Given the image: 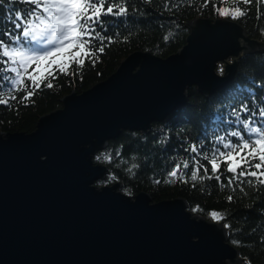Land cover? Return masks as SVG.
Returning a JSON list of instances; mask_svg holds the SVG:
<instances>
[{
    "label": "water",
    "instance_id": "95a60500",
    "mask_svg": "<svg viewBox=\"0 0 264 264\" xmlns=\"http://www.w3.org/2000/svg\"><path fill=\"white\" fill-rule=\"evenodd\" d=\"M189 28L192 44L169 58L134 52L107 80L65 96L32 133L0 134V264L244 262L224 224L193 214L182 198L89 186L108 173L93 153L182 109L192 86L209 96L231 82L242 53L264 52L231 19Z\"/></svg>",
    "mask_w": 264,
    "mask_h": 264
},
{
    "label": "trees",
    "instance_id": "16d2710c",
    "mask_svg": "<svg viewBox=\"0 0 264 264\" xmlns=\"http://www.w3.org/2000/svg\"><path fill=\"white\" fill-rule=\"evenodd\" d=\"M163 3L164 0H151V3L130 0L129 9H138L133 15L120 20L105 18L108 27L104 35L112 37V42H105V51L97 53L98 58L80 53L79 57L63 63L66 65L64 72L60 71V66L51 67L52 75L48 76L45 72L41 88L27 100L23 99L26 95L23 91L17 93L14 100L5 94L4 98L9 103L0 105V134L32 133L42 116L62 108L65 96L73 92L81 94L107 80L130 54L151 52L157 57L169 58L186 45L192 21L230 19L219 16L215 9L234 6L231 0H208L207 6L205 0H172L179 6L169 11L164 9ZM27 7L4 0L0 4V33L13 28L7 18L10 10H27ZM261 11L264 12V8ZM256 16L254 0L248 16L234 21L250 39L264 44V17L258 20ZM77 52L79 48H73L67 54L71 56ZM77 59L84 61L82 67L77 64ZM221 68L219 65L218 70ZM48 82L53 84L52 88L45 86ZM244 104L253 110L264 107V52L242 53L237 72L224 89L206 96L197 86L189 88L187 104L165 120L153 122L146 133L123 131L105 148L110 151L111 161L97 165L106 166L108 173L118 177L112 184L122 183V188H131L133 197L147 192L153 202L182 198L187 201L189 211L211 221L216 220L209 212L225 213L224 220L217 222L230 225L227 227L229 243L238 241L237 245H232L244 259L242 264H264V186L241 183L221 188L214 179L202 184L182 182L178 178L164 182L174 161L190 159L195 155L188 150L191 145L200 144L203 146L201 151H210L217 144V137L236 130L237 125L228 122L235 120L232 111H238ZM246 117L247 114L241 113L242 119ZM232 139L235 141V138ZM202 163L210 171L207 161L202 160ZM133 164L138 167L129 172ZM190 171L191 168L189 174ZM229 175L226 173L221 177L225 184ZM228 196L233 199H227ZM197 206L201 210L193 211Z\"/></svg>",
    "mask_w": 264,
    "mask_h": 264
},
{
    "label": "snow or ice",
    "instance_id": "6c2138e0",
    "mask_svg": "<svg viewBox=\"0 0 264 264\" xmlns=\"http://www.w3.org/2000/svg\"><path fill=\"white\" fill-rule=\"evenodd\" d=\"M3 2L0 0V4ZM17 2L27 5V10H10L7 18L13 28L0 33V105L9 103L5 94L13 100L21 91L26 93L23 99L33 97L45 81L44 73L51 76V66L60 58L72 60L80 53L98 58L97 53L105 51V42H112V37L104 35L108 27L105 18L126 19L138 11L134 7L129 9L130 0H9L10 4ZM143 2L151 3V0ZM207 3L205 0V6ZM231 3L234 5L231 8L217 7L215 10L221 17L239 20L248 16L254 0H231ZM255 4L259 20L264 17L261 11L264 0H255ZM178 6L172 0L163 3L164 9L169 11ZM73 48H79V52L67 56ZM83 63L77 59L79 66L82 67ZM65 70L66 65L60 64V71ZM45 86L52 88L53 84L48 82ZM241 113L247 117L242 119ZM231 115L235 120L228 123L237 125L236 130L217 137V144L210 151H201L203 146L200 144L191 145L188 150L195 155L174 161L165 183L172 182L173 178L192 181L193 184L214 179L221 188L241 183L264 186V107L253 110L244 104L238 111L234 109ZM201 158L211 166L210 171ZM221 164L224 165L223 171ZM137 167L133 164L129 172ZM226 173L231 174L227 176V184L221 180ZM200 210L199 206L193 209ZM209 215L213 220L222 221L226 214L213 210ZM224 226L230 227L228 224Z\"/></svg>",
    "mask_w": 264,
    "mask_h": 264
},
{
    "label": "clouds",
    "instance_id": "9594fccd",
    "mask_svg": "<svg viewBox=\"0 0 264 264\" xmlns=\"http://www.w3.org/2000/svg\"><path fill=\"white\" fill-rule=\"evenodd\" d=\"M41 159L42 160L46 159V157L42 156ZM110 161H111L110 151L105 148H101V150L98 153L92 154V164L93 165L94 164H104ZM117 179L118 177H116L114 174L109 172L106 174V178L98 177L94 181H92V183L89 186L96 189L97 191H102L104 188L109 187V185L117 181ZM121 191H122V195H124L125 197L127 198L133 197V191L131 188L123 187ZM231 243L233 245H237L238 241L233 240L231 241Z\"/></svg>",
    "mask_w": 264,
    "mask_h": 264
},
{
    "label": "rangeland",
    "instance_id": "374dc122",
    "mask_svg": "<svg viewBox=\"0 0 264 264\" xmlns=\"http://www.w3.org/2000/svg\"><path fill=\"white\" fill-rule=\"evenodd\" d=\"M67 56H70L69 54H67ZM231 60V59H230ZM68 60L67 59H65V58H60L59 60H58V63L57 64H52V66L51 67H53V66H60V64H63L64 62H67ZM223 63L222 62H220V66L222 65ZM45 67H47V65H45ZM52 69V68H51ZM50 69V70H51ZM217 70V72L218 73H220V74H223V66H222V68L220 69V70H218V69H216ZM222 70V71H221Z\"/></svg>",
    "mask_w": 264,
    "mask_h": 264
},
{
    "label": "bare ground",
    "instance_id": "6f19581e",
    "mask_svg": "<svg viewBox=\"0 0 264 264\" xmlns=\"http://www.w3.org/2000/svg\"><path fill=\"white\" fill-rule=\"evenodd\" d=\"M230 22H231V21H230ZM188 39H189V40H188V45H187V47L190 46V45L192 44V43H191V37H189ZM255 41H256V40H255ZM257 42H258V41H257ZM250 53L253 54V53H257V52H250ZM228 57H229V56H228ZM230 61L232 62L231 64H233V59H231ZM237 68H238V63L236 64L235 74H236V72H237ZM139 70H140V67H139ZM235 74H234V76H235ZM230 83H231V82H229L228 84H226V85L220 87V88L217 89L216 91L221 90V89H224L225 87H227L228 85H230ZM196 85H197V84H196ZM197 86H198V85H197ZM216 91H215V92H216ZM215 92H214V93H215Z\"/></svg>",
    "mask_w": 264,
    "mask_h": 264
}]
</instances>
